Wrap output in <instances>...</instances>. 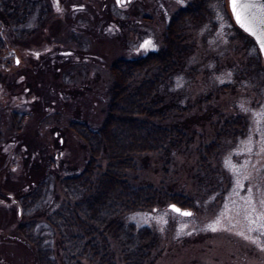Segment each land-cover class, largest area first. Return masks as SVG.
Masks as SVG:
<instances>
[{"label": "rangeland", "instance_id": "1", "mask_svg": "<svg viewBox=\"0 0 264 264\" xmlns=\"http://www.w3.org/2000/svg\"><path fill=\"white\" fill-rule=\"evenodd\" d=\"M28 1L36 3L34 11L16 28L24 34L9 36L11 60L17 57L19 65L0 68V264H35L16 228L27 220L20 217L21 198H39L44 190L40 200L48 211L63 200L60 179L78 172L87 157L71 122L102 124L117 82L110 64L161 49L170 15L191 0ZM223 2L225 10L213 4V19L188 30L192 52L172 81L187 108L175 122L191 142L168 172L147 154L128 173L137 186L165 185L192 201V207L176 206L188 216L173 204L124 216L157 236L153 264H264V61ZM169 41L171 51L174 35ZM9 111L24 114L19 133ZM219 116H242L246 129L235 139L223 135L204 169L200 149L214 141Z\"/></svg>", "mask_w": 264, "mask_h": 264}, {"label": "trees", "instance_id": "2", "mask_svg": "<svg viewBox=\"0 0 264 264\" xmlns=\"http://www.w3.org/2000/svg\"><path fill=\"white\" fill-rule=\"evenodd\" d=\"M213 4L225 10L223 0L189 1L170 15L161 49L110 64L117 82L111 87L102 124L98 128L84 122L70 124L84 143L87 157L78 172L60 179L63 200L50 211L40 200L44 190L39 198L23 196L20 200L27 220L17 226V231L32 247L35 264L154 263L157 236L148 228L126 223L124 216L166 204L185 209L192 207V201L165 185L137 186L128 173L135 174L147 154L156 157L162 170L168 172L174 155L191 142L187 128L175 122L187 108L181 105L178 92L172 91V81L184 73L192 52L187 44L188 30L213 19ZM34 6L28 0H0V55L5 52L4 35L9 29L15 28L11 31L16 36L24 34L16 28L18 21L26 19L17 12L30 15ZM239 34L254 43L242 31ZM141 74L145 78L133 85ZM12 124L20 131L21 121L13 120ZM215 127L214 141L200 149L203 168L215 158L223 135L235 139L246 129L242 116L233 120L219 116Z\"/></svg>", "mask_w": 264, "mask_h": 264}, {"label": "water", "instance_id": "3", "mask_svg": "<svg viewBox=\"0 0 264 264\" xmlns=\"http://www.w3.org/2000/svg\"><path fill=\"white\" fill-rule=\"evenodd\" d=\"M237 5L234 14L232 0H229V9L234 20L252 37L264 61V44H262L264 41V0H237ZM243 5H248V7L244 8ZM171 208L183 213L173 206Z\"/></svg>", "mask_w": 264, "mask_h": 264}, {"label": "flooded vegetation", "instance_id": "4", "mask_svg": "<svg viewBox=\"0 0 264 264\" xmlns=\"http://www.w3.org/2000/svg\"><path fill=\"white\" fill-rule=\"evenodd\" d=\"M29 3H33V4L36 5L35 2H29ZM118 6H120V3L118 4ZM11 14H12V12H11ZM17 14L23 16L24 18L29 16V14H26L24 12H21V13L17 12ZM9 36L10 37H16V35H14L13 32L11 31V29H9V33H6L4 35V38H6V48H5V52L3 53V55H0V68H5L4 71H7V72L12 68V65L11 64H13V66H15V67H17L19 65V59L17 57H13V60H11L12 55H13V50L10 47L12 44H10L11 41L9 39ZM1 104L3 105L4 104V101H2ZM6 113H7V116L9 118V120H10V125H11V128L12 129H14V126L12 124L13 123V120H15V121H21V123L24 120V114L22 112L9 111V112H6ZM14 132L19 133V131L18 130H15V129H14ZM20 217L21 218L24 217L23 216V212H21V211H20ZM0 236H2L1 230H0ZM1 243H2V241H0V244Z\"/></svg>", "mask_w": 264, "mask_h": 264}, {"label": "snow or ice", "instance_id": "5", "mask_svg": "<svg viewBox=\"0 0 264 264\" xmlns=\"http://www.w3.org/2000/svg\"><path fill=\"white\" fill-rule=\"evenodd\" d=\"M118 3L121 2V0H117ZM232 5H233V10H234V14L236 13V8H237V0H232ZM244 8H247L248 5H243ZM238 20H239V16L237 17ZM147 43H150V42H146ZM262 44H264V41H262ZM178 211V210H177ZM182 215H185V216H188V215H191V213H187V212H184V213H181ZM220 223L219 220H217L216 224L214 225H210V228L212 231H216V228H217V225Z\"/></svg>", "mask_w": 264, "mask_h": 264}]
</instances>
